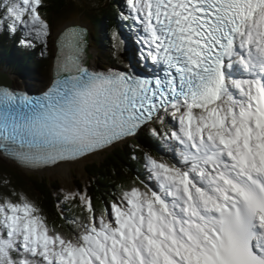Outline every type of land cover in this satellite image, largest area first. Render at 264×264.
<instances>
[{
  "label": "snow or ice",
  "instance_id": "snow-or-ice-1",
  "mask_svg": "<svg viewBox=\"0 0 264 264\" xmlns=\"http://www.w3.org/2000/svg\"><path fill=\"white\" fill-rule=\"evenodd\" d=\"M47 7L0 0V34L46 52ZM120 16L122 69L91 66L70 25L43 91L0 83V158L60 169L144 129L160 154L100 206L63 191L61 226L0 176V264H264V0H125Z\"/></svg>",
  "mask_w": 264,
  "mask_h": 264
},
{
  "label": "trees",
  "instance_id": "trees-1",
  "mask_svg": "<svg viewBox=\"0 0 264 264\" xmlns=\"http://www.w3.org/2000/svg\"><path fill=\"white\" fill-rule=\"evenodd\" d=\"M115 1L116 0H47L48 7L45 11L52 25H55L62 19L67 20L70 18V16H73L74 18V16L82 17L83 14L86 15L89 21L84 19L85 23L87 22V24L93 28L91 31V33H94L93 43H95L97 46L99 44L101 49V46L104 44L101 40L103 38V35H101V29L104 30L105 25L109 26L108 29L110 34L113 33L115 29H118L119 23L117 22V19L120 9ZM111 37L112 35H110V38H103L107 44V47L106 49L104 46L102 47L108 54V56H106L108 59L113 58V53L111 50L114 52ZM14 41H17V38L9 36L7 33L0 34V53L2 51L3 53L7 52L8 56L6 58H8L11 62L9 68H15L17 71H19V73L22 72L25 74L27 73V66H30L28 64H30V62H34L36 64L35 67L40 72L45 73L49 69L51 65V51L49 52L47 49V51L44 52L43 50L44 54L41 57V54H38L37 51L30 52L29 50L31 49L24 48L20 46L18 42L14 43ZM5 44H7V47ZM38 46L39 45H37V47ZM12 50H15V53L20 55L21 58L19 57L17 59L13 56H9V53L13 52ZM39 53H41V51H39ZM120 54L121 53H114L115 59L117 61L120 60V56L118 57ZM35 55L36 57H34ZM2 59L0 61L1 63H4V60ZM108 63H111V61H108ZM138 136L139 138L128 140L121 145L104 152L105 156L102 161L100 163H94L90 166L94 169L93 172H91L86 166L85 170L87 172L90 171V175L88 177L89 186L87 190L92 195L93 199L101 198L103 202L105 199H107L105 194L109 193L108 188L113 189L112 186L120 185L121 179H127L131 181L136 179L139 174L142 176L141 166L143 171V163H140V160L142 159L144 152H151L153 155H157L155 153L157 141L151 137L148 129H144L141 134H138ZM130 161H132V165ZM13 169L17 171H13ZM20 171L21 170H18L15 168V166L12 167V170L10 168L6 170L4 167H0V176H6L18 189L24 190L29 196L35 198L47 213L50 220L57 226H61L62 221L64 220L58 218L60 215L58 201L62 202L63 200L56 193L57 190L54 187L55 181H49L46 177L42 176L31 174L27 175L25 172ZM69 185L71 186V184ZM74 185L79 189L85 187H81L77 179L74 180ZM102 186H105V191H103ZM64 204L65 203H63L62 206ZM64 209H68L66 211L67 214L70 215L69 208L64 207ZM64 230L67 231L66 225L64 226Z\"/></svg>",
  "mask_w": 264,
  "mask_h": 264
},
{
  "label": "rangeland",
  "instance_id": "rangeland-1",
  "mask_svg": "<svg viewBox=\"0 0 264 264\" xmlns=\"http://www.w3.org/2000/svg\"><path fill=\"white\" fill-rule=\"evenodd\" d=\"M120 11H124L122 8L120 9ZM119 15V14H118ZM87 20V21H89V19L87 18V16L86 15H82V17H80V16H74V18H73V16H70V18L69 19H62V20H60L58 23H56L55 25H52V37L49 39V42H50V45H49V47H50V49L52 50L51 51V54H52V58H53V61H51V65H52V63H54V53H55V50H56V45H55V37H56V35L59 33V32H61L66 26H67V24L68 23H71V25H73V22H76V21H79L82 25H83V28H88L89 27V25L87 24V22L85 23V20ZM121 19V18H120ZM64 20V21H63ZM70 26V25H69ZM81 26V25H80ZM82 27V26H81ZM90 33H91V31H90ZM93 33V32H92ZM109 35H112V33L110 34L109 33ZM90 37H92V39L90 38V40H93V37L94 36H90ZM94 42V41H93ZM93 42H91V46H93V48L96 50V52H97V49H98V46L97 45H95ZM87 43H88V41H87ZM90 43V42H89ZM4 46V45H3ZM5 46L7 47V44H5ZM105 46V45H104ZM107 46V45H106ZM14 47V46H13ZM106 49V48H105ZM103 47L101 48V51L99 52V56L97 55L96 57L98 58L97 59V62L96 63H98V60L102 63V62H107L108 63V61H111V63H114L115 61H117L115 58H114V53H113V51L111 50V52L113 53L112 54V56H113V58H110V59H108L106 56H108V54L106 53V52H104V50H105ZM13 52H11V53H9V56H13V57H15V58H21V56L20 55H17L15 52V50H12ZM12 54V55H11ZM8 55H7V52L6 53H3V51L0 53V60L2 59V57H3V59L2 60H4V63H1V61H0V74H3V75H6L7 77H8V80L11 82V83H16V82H18L20 79H19V76L17 75H15L16 73H18V71L15 69V68H9L10 66L9 65H11L10 63H9V61L7 60V57ZM100 57H101V59H100ZM107 63H105V64H107ZM7 64V65H6ZM98 64H100V63H98ZM2 65V66H1ZM28 65H30V66H27L28 68H27V72L29 73V76H31L32 78L33 77H35L34 79H37V77H38V82H43V81H45L46 80V82L48 81V76L50 75V68H49V71H47V76L46 75H43L41 72L39 73L38 72V69L35 67L36 66V64L34 63V62H30V64H28ZM51 65H50V67H51ZM102 65V64H101ZM7 67V68H6ZM16 67V66H15ZM13 72V73H12ZM41 74H42V76H41ZM15 80H14V79ZM29 83H30V81H29ZM32 83H34V81L32 82ZM21 83H19L18 82V85H20ZM42 85V84H41ZM105 152H107V151H105ZM104 152H101V153H99L98 155H96V156H94V157H92L91 159H88V160H85L84 161V163H87L86 164V166H87V168L88 169H90L91 167V165L92 164H94V163H100L101 161H102V159L104 158ZM102 157V158H101ZM101 158V159H100ZM88 161V162H87ZM92 162V163H91ZM131 162V165H132V161H130ZM89 165V166H88ZM13 166H15L14 165V163H11V162H9V161H7L5 158H0V167H4L6 170L8 169V168H10L11 170H12V167ZM69 167V166H68ZM71 168V172H70V174H66L65 173V175H64V168L62 167V168H60V169H52V170H46V171H43V172H38V173H36L37 174V176H45L49 181L50 180H54L55 181V184H54V187L56 188V190H57V195H59L61 198H62V200H63V191H67V190H72V189H77V187L74 185V180H78L79 181V183H80V185H81V187L82 186H85V187H87L88 188V186H89V173L90 172H85V169H83V172L82 173H77V172H75V170L73 169V167L72 166H70ZM15 168H17L18 170H21L20 168H18L17 166H15ZM93 168H91L90 169V171L91 172H93V170H92ZM13 171H17V170H14L13 169ZM23 170H21L20 172H22ZM23 172H25V174H27V175H29L28 174V172H26V171H23ZM31 175H35V174H31ZM122 177H124V176H122ZM73 181V182H72ZM72 182V183H71ZM129 182V180H127V179H124V180H122L121 179V183H120V185H122V184H127ZM53 183V182H52ZM69 184H71V186L69 185ZM120 185H117V186H112L113 187V189L112 188H108L109 189V193L108 194H105V196H106V198L108 199V198H110V194L111 193H113V192H115L118 188H119V186ZM85 187H82V189L83 188H85ZM103 188V191H105L106 190V188H105V186H102ZM109 187H111V186H109ZM51 188V187H50ZM58 188V189H57ZM95 199V198H94ZM94 202L97 204V206H100L101 204H102V200H101V198L100 199H98V198H96L95 200H94ZM64 207H66V208H69V216H71V215H73L74 214V212L76 211V210H74V209H71L70 207H69V205L65 202V204L63 205ZM63 207V208H64ZM58 208H59V210H60V207L58 206ZM66 210H68V209H64V211H65V213H66V215H68L67 214V211ZM71 210V211H70ZM59 212V211H58ZM60 214V213H59ZM58 218L59 219H62L61 217H60V215L58 216ZM64 224V221H62V225Z\"/></svg>",
  "mask_w": 264,
  "mask_h": 264
},
{
  "label": "bare ground",
  "instance_id": "bare-ground-1",
  "mask_svg": "<svg viewBox=\"0 0 264 264\" xmlns=\"http://www.w3.org/2000/svg\"><path fill=\"white\" fill-rule=\"evenodd\" d=\"M69 25H71V23H68L67 24V26H69ZM73 25H81L82 27H83V25L79 22V21H76V22H73ZM85 29L87 30V40H89L90 41V38H92V37H90V36H93V34L94 33H90V30H88L86 27H85ZM125 29V28H124ZM116 30V29H115ZM104 39L107 37V35L104 37V35L102 36ZM15 38V37H14ZM103 42V41H102ZM95 44V43H94ZM49 45H50V42L48 43V51L50 52V51H52L51 49H50V47H49ZM99 45V44H98ZM102 46H104V45H102ZM102 46H101V48H102ZM36 49V48H35ZM101 51V49H100V47H98V49H97V52H96V50L93 48V46H91V42L89 43H87V53H88V56H89V64L92 66V64H96V65H98V66H100V67H103L104 66V63H101L99 60H98V63H100V64H98V63H96L97 62V60L95 59V57L98 55L99 56V52ZM126 53V55H128V53L127 52H125ZM39 54V53H38ZM36 57V56H35ZM100 59H101V57H100ZM7 60L9 61V63L11 64V62H10V60L7 58ZM38 60V59H37ZM51 61H53V58H52V54H51ZM24 64V63H23ZM102 64V65H101ZM7 65V64H6ZM53 65H54V63H52V65H51V67H49L50 68V75L48 76V82H46V80L45 81H43V82H38V77H37V79H34L35 77H31V76H29V73L27 72V73H25V74H23L22 72L21 73H16L15 75L17 76H19V83H21L20 85H18V82H16V83H11L9 80H8V77L6 76V75H3V74H0V77H3L2 79H5V80H8L9 82H7L8 84V86H10V87H12V88H14V89H17V90H24V91H28V89H27V87L28 86H30L29 87V90L31 91V92H34V93H36V94H39V91L43 88V87H45V86H47L49 83H50V80H51V78H52V75H53ZM7 68V67H6ZM47 71H49V69L47 70ZM47 71L45 72V73H43V72H41L43 75H46L47 76ZM39 73H40V71H38ZM13 73V72H12ZM21 74V75H20ZM42 74H41V76H42ZM14 79V78H13ZM15 80V79H14ZM29 81H30V83H29ZM34 81V83H32ZM32 83V84H31ZM42 84V85H41ZM142 133V132H141ZM141 133H139V134H141ZM135 138H139V136L137 135L136 137H134V138H130V139H128V140H133V139H135ZM128 140H126V141H128ZM126 141H124V142H126ZM124 142H122V143H124ZM122 143H118V144H116L115 146H113L112 148H110L109 150H111V149H113V148H115L116 146H119V145H121ZM157 144H158V141H157ZM153 145V144H152ZM155 145V144H154ZM109 150H107V151H109ZM105 152V151H104ZM92 158V157H91ZM90 158V159H91ZM102 158V157H101ZM100 158V159H101ZM7 161H9V162H11V163H13L11 160H9V159H7V158H5ZM88 162V161H87ZM92 163V162H91ZM86 164L87 163H84V161L83 162H81V163H79V164H76V165H71L72 167H73V169L75 170V172H77V173H82L83 172V169H86ZM15 165V164H14ZM16 166V165H15ZM18 167V166H17ZM63 168H64V175H65V173L66 174H70V172H71V167L69 166H62ZM61 167V168H62ZM18 168H20L21 170H23V171H26V172H28V174H35V175H37L36 173H38V172H32V171H28V170H26V169H23V168H21V167H18ZM91 169V168H90ZM46 170H52V169H46ZM46 170H43V171H46ZM93 170V169H92ZM43 171H39V172H43ZM85 172H86V170H85ZM90 172V171H89ZM90 174V173H89ZM142 174V173H141ZM42 177H45L44 175L42 176ZM71 211V210H70Z\"/></svg>",
  "mask_w": 264,
  "mask_h": 264
},
{
  "label": "water",
  "instance_id": "water-1",
  "mask_svg": "<svg viewBox=\"0 0 264 264\" xmlns=\"http://www.w3.org/2000/svg\"><path fill=\"white\" fill-rule=\"evenodd\" d=\"M3 77H0V83L2 84H8L7 82H9L8 80L2 79Z\"/></svg>",
  "mask_w": 264,
  "mask_h": 264
}]
</instances>
